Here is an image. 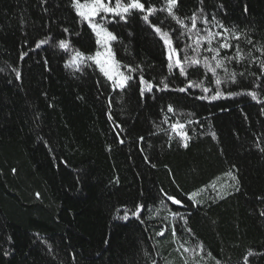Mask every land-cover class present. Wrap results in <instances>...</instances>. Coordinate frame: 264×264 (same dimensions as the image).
Masks as SVG:
<instances>
[{
	"label": "trees",
	"instance_id": "16d2710c",
	"mask_svg": "<svg viewBox=\"0 0 264 264\" xmlns=\"http://www.w3.org/2000/svg\"><path fill=\"white\" fill-rule=\"evenodd\" d=\"M141 2L150 23L96 18L133 77L114 90L87 59L66 67L100 49L71 0H0V264H264V0H177L192 32L159 11L166 0ZM196 32L232 47L197 46Z\"/></svg>",
	"mask_w": 264,
	"mask_h": 264
},
{
	"label": "snow or ice",
	"instance_id": "6c2138e0",
	"mask_svg": "<svg viewBox=\"0 0 264 264\" xmlns=\"http://www.w3.org/2000/svg\"><path fill=\"white\" fill-rule=\"evenodd\" d=\"M72 5L74 9L76 10V13L78 16L82 18V20L86 21L88 23V26L92 29V31L95 33L97 37V44L103 48V51H97L95 55H89L87 57L84 56L83 53L76 51L75 55L72 57L71 62L69 64H66V67H75L76 70H79V65L82 63L85 59L91 61L92 63L96 64L99 70L104 74L105 77H107L108 80H110L113 84L114 90L116 88H119L123 90L127 84L128 81L132 80L131 75H125L123 72H121L119 62L116 61L115 55L111 48V41H114L117 39L115 35H113L112 32L108 31L107 28L96 21L97 16H101V13L104 15L101 16V19L104 20L108 15H111L113 17L119 16L121 20H126L127 16L132 13L133 10H138L141 13H144L142 16V19L145 22H149V16H151L153 13L157 11L155 7H145V4L141 2V0H71ZM177 4V0H166V6L164 8L159 9V11H167L168 15L172 17L173 20H175L182 28H186L189 32H192L196 29V19L197 16L194 13L191 17L192 20V26L191 28H188L187 25L184 24V21L181 20L173 11ZM201 11H203L201 9ZM150 23V22H149ZM204 23H207V20H204ZM153 30L160 36V38L163 40L165 46L167 47L168 51V70L171 73L173 68H178L180 70V73L183 75L185 74V68L184 64L182 63L181 59L178 56L177 50L175 47H173L172 40L169 36V33L167 31H162L160 27L152 24ZM219 27L224 28V25H219ZM67 31V29H65ZM229 30L227 28H224V32L227 33ZM214 36L221 37L224 42L220 44L221 48H230L232 47L231 44L228 43V37L224 36L221 33H211L209 32L208 37H202L199 35L198 32L195 33V40L197 46L202 42H206L209 45L212 43V38ZM192 38V37H189ZM233 38L236 40H239L240 37L238 35H233ZM47 40H43L38 42L37 47H40L41 44L47 43ZM59 47L63 50L69 49V43L65 40L59 41ZM198 50L197 49H194ZM208 51H214L216 53V56H219V51L213 48H209ZM237 55H239V52H237ZM216 56H213V59H216ZM231 59V57L229 58ZM191 62L192 64H198L199 61L195 58H189L187 56L184 57V62ZM223 60H217L215 68L211 67L210 65H207L209 71H212L215 74L216 68H222L223 67ZM261 68L264 69V64H261ZM128 71L131 73L135 71V69H132L131 67L128 68ZM17 78H19V73H17ZM232 81L235 83V74L231 75ZM140 83L144 85V88L141 89V94L145 91H151L153 88V85L146 81L143 77V75L140 76ZM161 84H163V89L165 90L168 88V85L164 83V81H161ZM217 86L221 84V80H216ZM199 86V85H198ZM188 87H192V84H189ZM180 92H184V88L178 89ZM204 91H208V89H204ZM223 93L217 89L216 94L211 97L212 100L218 99L220 96H222ZM248 95L252 96V99L256 100V94L255 93H248ZM202 99L204 97H201ZM169 112L173 111V108L169 106L168 108ZM185 127L184 124L177 122L176 124L172 125V131L176 132L177 135H179L182 139H187V133L177 131L178 129H183ZM143 139V138H141ZM122 142V141H121ZM186 146V145H185ZM235 179V177H233ZM168 199L172 202V204L181 205L183 206L182 202L178 199H175L171 196L168 197ZM143 210V206H139L136 211L133 212V215H136L139 218V213ZM175 215V213H173ZM264 215V213H262ZM127 215L123 217V219H127ZM172 234L175 235V229H172ZM159 236H163L164 232L160 231L157 233ZM186 252L188 249H184ZM248 255H252L251 252L248 253Z\"/></svg>",
	"mask_w": 264,
	"mask_h": 264
},
{
	"label": "rangeland",
	"instance_id": "374dc122",
	"mask_svg": "<svg viewBox=\"0 0 264 264\" xmlns=\"http://www.w3.org/2000/svg\"><path fill=\"white\" fill-rule=\"evenodd\" d=\"M97 17H99V16H97ZM97 17H96V18H97ZM96 18H95V19H96ZM99 51H101V52L103 51V48H101V46H100V49H99Z\"/></svg>",
	"mask_w": 264,
	"mask_h": 264
}]
</instances>
